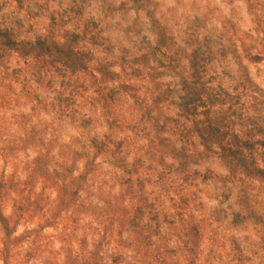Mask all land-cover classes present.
I'll return each mask as SVG.
<instances>
[{"label": "rangeland", "instance_id": "obj_1", "mask_svg": "<svg viewBox=\"0 0 264 264\" xmlns=\"http://www.w3.org/2000/svg\"><path fill=\"white\" fill-rule=\"evenodd\" d=\"M0 264H264V0H0Z\"/></svg>", "mask_w": 264, "mask_h": 264}]
</instances>
